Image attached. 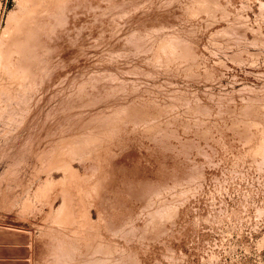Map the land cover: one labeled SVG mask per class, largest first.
Wrapping results in <instances>:
<instances>
[{
  "label": "rangeland",
  "instance_id": "rangeland-1",
  "mask_svg": "<svg viewBox=\"0 0 264 264\" xmlns=\"http://www.w3.org/2000/svg\"><path fill=\"white\" fill-rule=\"evenodd\" d=\"M0 255L264 264V0H0Z\"/></svg>",
  "mask_w": 264,
  "mask_h": 264
},
{
  "label": "crops",
  "instance_id": "crops-1",
  "mask_svg": "<svg viewBox=\"0 0 264 264\" xmlns=\"http://www.w3.org/2000/svg\"><path fill=\"white\" fill-rule=\"evenodd\" d=\"M5 257H6V259H4V260H6V261H10V262H11V261H15V260H17L16 258H13L12 255H10V256H9V255H6ZM2 259H3V258H2V256L0 255V261H1Z\"/></svg>",
  "mask_w": 264,
  "mask_h": 264
},
{
  "label": "water",
  "instance_id": "water-1",
  "mask_svg": "<svg viewBox=\"0 0 264 264\" xmlns=\"http://www.w3.org/2000/svg\"><path fill=\"white\" fill-rule=\"evenodd\" d=\"M24 242L28 243L29 242V239H26ZM24 248H25L24 249L25 250V257L27 258V257H29V254H30L29 247H24Z\"/></svg>",
  "mask_w": 264,
  "mask_h": 264
}]
</instances>
